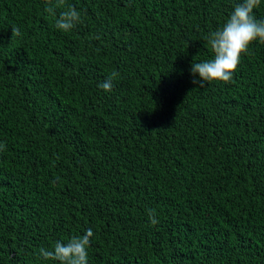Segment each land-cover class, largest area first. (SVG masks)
<instances>
[{"label":"trees","instance_id":"trees-1","mask_svg":"<svg viewBox=\"0 0 264 264\" xmlns=\"http://www.w3.org/2000/svg\"><path fill=\"white\" fill-rule=\"evenodd\" d=\"M241 2L65 0L63 32L0 0V264L89 228L88 264H264V44L229 83L191 72Z\"/></svg>","mask_w":264,"mask_h":264},{"label":"clouds","instance_id":"clouds-1","mask_svg":"<svg viewBox=\"0 0 264 264\" xmlns=\"http://www.w3.org/2000/svg\"><path fill=\"white\" fill-rule=\"evenodd\" d=\"M261 0H242L234 7V11L223 26L212 31L206 38L207 46L213 53V58L191 64V72L200 80L193 83L223 82L229 83L237 71L241 57L249 54L254 42L264 44V20L256 19L254 9L259 7ZM57 8H65V0H46L45 12L56 16ZM81 22V13L68 5L55 19V28L70 32ZM13 37L20 35L19 28L13 27ZM119 73L113 71L99 86L105 92H111L113 81ZM148 217L153 226L159 223L154 210H149ZM92 229H87L82 236H73L67 244L56 241L53 250L40 249L44 259L59 261L60 264H88V247L93 237Z\"/></svg>","mask_w":264,"mask_h":264}]
</instances>
